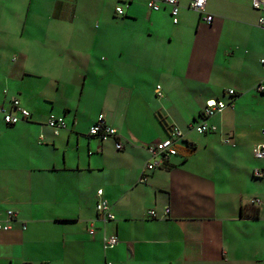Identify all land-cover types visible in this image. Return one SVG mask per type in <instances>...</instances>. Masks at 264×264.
I'll list each match as a JSON object with an SVG mask.
<instances>
[{
  "label": "crops",
  "instance_id": "0c3cea01",
  "mask_svg": "<svg viewBox=\"0 0 264 264\" xmlns=\"http://www.w3.org/2000/svg\"><path fill=\"white\" fill-rule=\"evenodd\" d=\"M189 2L175 24L146 0H0V107L18 113V98L31 112L13 125L0 112V222L16 212L0 264H264L261 12L207 0V23ZM212 98L227 106L199 132ZM101 113L116 137L89 134ZM51 114L66 121L58 133ZM172 125L177 154L140 181L147 146Z\"/></svg>",
  "mask_w": 264,
  "mask_h": 264
},
{
  "label": "built area",
  "instance_id": "2783aa9c",
  "mask_svg": "<svg viewBox=\"0 0 264 264\" xmlns=\"http://www.w3.org/2000/svg\"><path fill=\"white\" fill-rule=\"evenodd\" d=\"M132 0H129V2ZM207 0H190L189 7L195 11L201 12L202 20L210 23L213 19L212 15L205 14ZM147 6L154 11H159L162 6L166 5L170 9V14L172 16L173 22L178 23V15L180 11L179 0H146ZM128 4V2H127ZM252 7L259 10L261 15L258 19L259 25L264 27V0H251ZM115 13L117 15L123 16L125 14V9L123 5H117L115 7ZM264 64V57L261 59ZM159 87V86H158ZM258 90L264 91V84L260 83L258 85ZM229 94H234V89L228 90ZM13 108L18 111L14 113L13 110H6L4 107H0V112L3 114L4 121L13 125L21 120H26L30 117L31 112L20 105L18 98L12 99ZM227 106L226 102L221 99L212 98L206 101L204 108L202 109L200 116L202 121L195 124L193 127L199 132H206L209 130H215V126L209 125L206 119L213 116L217 112L222 111ZM48 125L53 129L55 133H58L60 129L66 127V121L63 116H57L51 114L48 119ZM89 134L93 136H98L102 140H106L111 137H116L117 132L114 126L107 122L105 115L103 113L99 114L97 120L90 126ZM183 138V131L176 125L169 127V135L166 139L160 140L153 144L147 146L148 152L150 154V159L147 161L143 170L141 172L140 181L146 182L149 173L154 171L156 168L163 166L170 156L177 154V142ZM115 147L120 150L123 149L124 145L121 141L115 142ZM255 156L258 158H264V143L258 144L255 148ZM255 175L264 176V169H256ZM98 200L96 203V210L103 220H113L115 214L112 210L111 203L103 197V190H97ZM252 203L259 204L260 199H253ZM169 212V209H165V213ZM14 210H7V220L5 222H0V230H7L11 227V222L14 220L16 214ZM149 215L157 216L154 210L149 212ZM89 234L93 235L95 232L94 226L91 224L89 229ZM119 242V238L116 234L106 235L103 238V248L105 250L115 247ZM105 264H115L112 261H106Z\"/></svg>",
  "mask_w": 264,
  "mask_h": 264
},
{
  "label": "rangeland",
  "instance_id": "374dc122",
  "mask_svg": "<svg viewBox=\"0 0 264 264\" xmlns=\"http://www.w3.org/2000/svg\"><path fill=\"white\" fill-rule=\"evenodd\" d=\"M125 3H127V1Z\"/></svg>",
  "mask_w": 264,
  "mask_h": 264
}]
</instances>
